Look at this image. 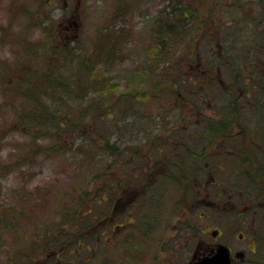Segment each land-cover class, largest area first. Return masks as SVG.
<instances>
[{"label": "rangeland", "instance_id": "1", "mask_svg": "<svg viewBox=\"0 0 264 264\" xmlns=\"http://www.w3.org/2000/svg\"><path fill=\"white\" fill-rule=\"evenodd\" d=\"M182 2L194 8L193 14L183 21V33L180 28L173 27L175 32L182 33L183 36L169 40V43H173V50L168 53L167 59L160 53L164 48V40L168 38L163 31L164 24L161 22L159 27L152 25V19L156 15H165L167 18L166 13L163 14L168 10L167 0H0V220L7 216L4 218L5 223L11 222L8 227L0 221V264H54L56 260H60L57 264L73 262L77 255L70 251L74 246L72 239L77 240L74 233L82 237L93 234L95 238L101 230L97 223L103 218H89L90 224L83 230L75 225L82 221V214L87 210L86 201L91 200L90 198L96 197V202L100 201L97 212L108 213V203L101 201L100 197L106 198L109 204L113 202V198L108 196L109 180L115 176L112 175L113 171H117L120 176L131 174L133 179L134 166L140 160L135 153L141 155L146 151L153 152L158 143L163 145L164 154L178 151L179 147H183L185 138H189L188 134L192 135L193 130L201 126L202 123L199 122L203 121V117L220 116L222 113L219 107L226 105L227 101L231 103L229 107L239 104L242 118L245 119V115L248 118L247 122L242 121V118L234 122L233 133L240 135L236 138L242 137V141H245L249 135L248 130H252L251 137H256L259 133L264 137V128L259 125V122L264 124V118L260 119L263 108L253 104V101L264 97L260 87L264 81V40L257 47L251 46L253 42H249L252 34L255 35L254 32L261 28L258 17L264 11V2ZM220 20L226 22L221 21V25ZM232 21H238L239 24ZM260 22L264 25V20ZM235 29L244 30L245 44L239 40L229 50L231 31ZM114 37L116 43L112 41ZM52 38L62 39L61 43L70 45L75 53L81 50L78 48L80 46L87 49L88 53L100 46L103 57L107 51H113V57L107 59L110 67L98 65L99 71L95 78L104 77L103 82L112 87L115 85L112 94L104 99L103 104H98V107L100 94L94 92L97 95L93 97L88 84L87 89H84V97L74 98L77 97L75 93L66 96L73 106H78L81 111L85 110L88 115L83 116L86 118L85 125L70 132L68 135L71 136L64 132L62 135L56 134V139L46 133L43 125L36 124L33 129L30 128L31 114L39 107L37 103L23 100L20 103V98L24 96H17L15 101H11L7 92L13 75L8 72L16 71L17 61L29 65L24 73H29V68L35 69L38 65L43 70L50 66L48 68L51 72H48L56 76L76 75L74 73L78 70L76 66H72L71 58L58 54L51 58ZM19 48L23 52H19ZM248 49L251 51L249 55ZM35 51L36 54L22 58L24 52L30 54ZM38 51L45 54L40 59ZM82 53L81 50L79 54ZM230 56H233L232 70L238 72L229 77L225 75V71L231 60ZM157 57L165 61L159 63ZM206 59L211 60L212 65H205ZM172 61L177 63L178 69L163 71L162 81L155 86L156 79L149 80V74L156 70V64L161 69L163 64L170 65ZM218 62L222 64L221 68L214 65ZM198 63L201 66L197 67ZM200 67H203L209 77H202L198 81L202 76ZM137 70L141 72L140 75L135 72ZM80 72L79 75H83L82 82L86 81L87 71L83 68ZM6 74L9 75L7 78ZM47 75L42 73L41 77L45 78ZM193 75L199 76L193 78ZM212 75L216 78H211ZM187 78L203 83L201 91L195 92L189 86L184 87L181 81L191 83L185 81ZM31 80L23 81L24 86L30 85L28 91L36 92V100L39 98L38 101L52 104V97L43 94L47 89L45 84L40 81L42 84L38 87L34 83L37 80ZM137 87L144 92L134 95ZM82 89L83 87L80 90ZM57 91H64L60 84ZM74 91L77 93L75 89ZM11 102L29 108L26 125H13L15 112L7 106ZM196 105L200 106V110L197 111ZM126 106L131 109L128 113L124 112ZM132 115L141 117L144 124L129 127L128 131L123 129L121 133L116 126L125 124ZM184 115H187L185 121L182 119ZM72 119L70 113L69 121L72 122ZM167 128H172L169 134ZM154 136L156 140L151 139ZM159 137L163 140H158ZM208 141L210 144L206 146L202 142L204 149L199 147L203 153L201 163L204 168L201 169L199 163L195 170L187 173L188 177L183 175L185 182L173 180L172 177L177 179L180 173L164 162L169 176L162 178L161 187L157 189L155 183V186L147 189L140 187L138 192L135 191V196L142 193L141 195L149 196L148 199L156 200L155 205L147 202L145 210L151 213L157 226L154 227L150 222L143 230L136 231L138 233L134 234V241L126 242V246L139 243L143 247L139 246L132 251L135 253L134 260L127 264H188L192 256L208 254L218 242L225 243L233 252L242 254L241 257L234 258L235 264H249L254 257L258 264L264 262V241L261 243V238L264 237V202L258 212L250 202L254 196L259 197L264 192V176H260L259 181L255 174V186L250 189L254 194L249 195V190H246L249 189L248 186H239L238 183L241 168L248 166V163L240 162L236 154L232 153L233 145L230 142L237 146L239 144L223 139ZM112 143L113 146L110 145ZM127 151H130L129 158ZM183 153L184 158H189V152ZM148 156L152 160L156 158L154 153ZM254 167L260 166L256 163ZM101 175L107 179V183L103 184V178H100L102 184L99 186ZM248 178L249 175L246 179ZM147 181L150 183L149 178ZM130 185L127 182V190L131 189ZM158 196L162 200L161 207L157 206ZM207 197L213 205L200 203L201 198ZM125 207L126 204L123 208L120 206V211ZM224 209L227 211L223 212ZM124 211L119 213V221L125 217ZM239 211L243 213L240 220L233 216V213ZM136 213L137 210L132 216H128L129 221L133 220ZM100 216L103 217V214ZM18 218L29 219L21 223L22 230ZM112 218L113 216L109 218V222ZM15 221L18 228L14 227ZM110 226L111 224H107L102 231ZM166 226H169L168 230L162 231ZM218 227L221 235L212 236L211 233ZM193 229V232L190 231ZM248 232L250 237L245 236ZM169 234L175 235L174 242L169 241ZM97 241L94 252L100 261H109L111 258L107 248L115 252V240L109 239V244L107 239L99 238ZM254 247L257 252L250 251ZM64 248L66 253H58ZM124 256L122 264H126V253ZM84 261L80 264H87ZM114 262L118 264V260Z\"/></svg>", "mask_w": 264, "mask_h": 264}, {"label": "trees", "instance_id": "2", "mask_svg": "<svg viewBox=\"0 0 264 264\" xmlns=\"http://www.w3.org/2000/svg\"><path fill=\"white\" fill-rule=\"evenodd\" d=\"M168 4V10H166V12H163V14L166 13L167 18L161 17L159 15H156L153 17L152 19V25L154 27H159L161 26V24H164V33L167 35V39L164 40V48L161 49V52L163 54V57H166L168 59V53L171 52L173 49V43H169L170 39H176L182 37V33L185 31V26L183 24V21L186 18H190L193 14V10L194 8H192L191 6H189L187 3L184 4L182 2V0H167ZM201 3V2H199ZM166 6V7H167ZM264 13V11H263ZM233 17H231L232 19ZM264 20V18H260V21ZM222 22H225V20H221ZM220 21L221 25L222 22ZM259 21V23L261 24V28L259 30H257V32H254V34H252V36L250 37V41L249 42H253L251 46L253 47H257L258 45H261L260 42H262L264 40V25ZM162 22V23H161ZM234 24H239L238 21H232ZM173 27H178V29L180 28V31L182 33L179 32H175ZM114 36H119V35H114ZM234 35L232 36V40L230 39V43L228 44V49L230 50L231 46H235L234 45V41H233ZM50 41V40H49ZM48 41V42H49ZM62 39L60 38H52V47H53V52L51 55V58H55L57 57V54L61 57H69L72 59V66H76L78 72L75 73L76 74L74 77H70V76H56L54 73H50L51 69H49L47 66L46 70H43L42 66H38L36 65L35 69L33 68H29V73L26 72L24 73L29 67V65L25 62L22 63L21 61H17L15 62V68L16 71L14 72H8V73H13V75L11 76L10 80H12L11 85H9V87L7 88V92L10 94L9 98L10 100H16L17 96L21 97L24 96V98H20V103L21 100L25 101V102H31V103H37L39 105L38 109H34L37 110L35 112H33L31 114V119L29 121V126L31 129L34 128V126L37 124V126L39 125H43L46 130H47V134L53 136V138H57L56 134H60L62 135L64 132H68L67 136H71L68 135L70 132L74 131V130H78L81 128L82 125H85V121L86 118H84L83 116H87L88 114L84 111H81L78 106H73V103L70 101V98H66V96H72L74 95V93L76 94L77 97L74 98H80V97H84L85 96V91L84 89H87V84L91 87H89V90L92 91L93 93V97H95L96 95L94 94V92H98L100 95V100H98L97 106L100 103H104V99L109 96L110 94H112L113 91V87L115 85H113V87L106 83L103 82V80H105L104 77L102 78H95L97 72L99 71L98 69V65L101 66L102 65H108L107 67H110V65L108 64L107 59H111L113 57V51L109 52L107 51V54H103L100 51V46L99 49L97 50H92L90 53H88V50L83 49L81 46L78 47L82 50V54L81 50L79 52H74L73 48L66 44L65 42H62ZM77 41V40H76ZM113 43H116V38L114 37L112 39ZM78 43V41H77ZM244 43V37L242 42ZM249 46V47H251ZM113 48V46H112ZM33 51V50H32ZM19 52H23L22 49L19 48ZM92 52H94V54H92ZM218 51H216L217 53ZM254 52V51H253ZM37 51L35 52H31L30 54H28L27 52H24V56L22 57L23 59L30 56V55H34L36 54ZM38 53L40 54L39 59L44 56L45 54H42L41 52L38 51ZM215 53V54H216ZM251 53L250 49H248L247 55H249ZM26 54V55H25ZM58 56V57H59ZM214 56V55H212ZM160 57V56H159ZM159 57L156 58L157 61L160 62H164L165 59L160 60ZM220 57V56H219ZM231 60L228 61V65H227V71H225V75H237V70L234 69V71L232 70L233 65H232V58L233 56H230ZM102 58H105L106 60H102ZM179 60V59H178ZM217 61H220V58H217ZM209 62V63H208ZM212 61L208 59H206L205 61V65H212L211 64ZM159 64H156L155 66V71H153L151 74H149V80H155V86H157L161 81H162V73L163 71L167 72L168 70L172 69H178L177 63L175 61H172L170 63V65H164L162 66L161 69L158 68ZM197 67L201 66L200 63L196 64ZM199 65V66H198ZM215 66H217V68H221L222 64L221 63H215ZM204 66V65H203ZM145 67V66H144ZM143 67V68H144ZM206 67V66H205ZM18 68V69H17ZM85 69L87 71V75H86V81H83V75H79V72L82 69ZM7 69V68H6ZM200 73L202 74V76H200L201 78L198 81H201L202 77H209L208 73L203 70V67H200ZM7 71V70H5ZM34 71L38 74L36 75V73H34ZM50 71V72H48ZM135 72H139L138 75H140V71L137 70ZM223 72V71H222ZM40 73V74H39ZM42 73H46L48 74L45 78L41 77ZM83 73V72H80ZM223 73V75H224ZM264 73V71L262 72V74ZM136 74V73H133ZM4 75V74H3ZM28 75H31L30 77H28ZM200 75V74H199ZM199 75H193V78H197ZM9 75L6 74V78ZM82 76V77H81ZM192 76V75H191ZM190 76V77H191ZM31 78L33 80H37L36 82H34L35 84H38V87H40V84H45V88L46 92H44L43 94L48 97L51 96L52 97V101L50 103H48L47 101H38L36 92L34 93H30V91H28V87H30V85H26L24 86L23 81L27 80L28 82L32 81ZM144 77V76H142ZM164 77V76H163ZM214 76L212 75L211 78H213ZM148 78V77H147ZM216 78V77H214ZM218 78V77H217ZM185 79V77L183 78ZM42 83H41V82ZM185 81H190L191 83H184V81H181L182 85H185L184 87L189 86L190 89H193L195 92L201 91V89L203 88L202 85H204L203 83H199L197 80H192L191 78H187ZM217 81V80H216ZM88 82V83H87ZM55 84V85H54ZM61 85V88L64 90L63 92H58L57 91V86ZM71 84V85H70ZM177 84H180L179 82H177ZM83 89L80 90L82 87ZM260 87L263 90L264 93V83L262 81V83L260 84ZM74 89L77 91V93L74 91ZM138 90H136L133 94L134 95H138V93H142L144 92L140 87H137ZM36 90V88H35ZM27 91V92H25ZM49 92V94H48ZM256 93V92H255ZM29 94V95H28ZM70 94V95H69ZM216 94V93H215ZM217 95V94H216ZM7 96V95H6ZM28 96V97H26ZM103 97V98H102ZM40 98H41V94H40ZM50 98V97H49ZM253 98H256L255 96H253ZM11 100V101H12ZM69 100V101H68ZM142 100V99H141ZM144 101V99L142 100ZM67 102V103H66ZM230 101L226 102L225 104L220 105L219 109L221 110V115L220 116H212V117H203V121L199 122L202 123L200 127L197 126L196 129L193 130V134H188L190 135L189 138L190 140H184L183 142V147H179L180 149H178V151H174L173 153L169 152V153H165L162 154L159 158L163 159L165 164L167 163V166L174 167L178 173H180V178L177 175V179H175L174 177L173 180L179 181L180 183L185 182V179L183 178V175H185L186 177H188L189 175L187 174L188 172H191L193 170H195L197 168V165L200 163L201 164V169L204 168V165H202L201 163V157L203 156V153H201L199 147L202 146L201 149L203 148L202 142L205 143V146L209 143L208 139L210 140V142H213L214 140L218 141V139H223L226 141L229 140H233L234 143H238L239 146L232 144V142H230V145H233L232 148V153H235L236 157H238L240 159V162L243 163H248V166L244 165V168H241V172L239 175V179H238V183L239 186H248L249 189V195L254 194L252 192V190H250L251 188H253L255 186V174L257 175V178L260 181V176L264 175V162L262 161V157L264 156V137L263 134L259 133L258 136L256 137H251V131L252 130H248V137L245 141H242V137L241 138H236L240 135L238 134H234L233 133V128L235 125V121L238 119V121L242 118L241 116V109L239 104H232L231 107L229 103ZM24 104V103H23ZM253 104L256 105L258 104L257 107H262L263 111L262 114L260 116V119L262 120L264 118V97L256 101H253ZM7 106H9L10 108H13L14 112H15V122H14V126L16 127H21L22 123L23 125H26V118L29 115L28 113V109L26 107V105H19V104H15L14 102H11V104H8ZM51 107H54L53 109H49ZM195 107H197V111L200 110V106L196 105ZM256 107V108H257ZM1 108V107H0ZM229 108H231V111L229 112ZM256 108L254 110H256ZM124 112H127V108H124ZM71 113V117H73V121L70 122L69 121V114ZM240 113V114H239ZM185 117H187V115H184L182 117V119L185 121ZM246 119V120H245ZM245 119L242 118V121L247 122L248 118L245 115ZM74 120H78V121H74ZM32 121V122H31ZM131 124H133V128L137 125H141L144 124V120L141 117H136L134 120L131 119ZM235 122V123H234ZM33 124V125H32ZM117 129L123 133V129H126L124 131H128L130 124H123L120 125L118 124ZM38 128V127H37ZM39 129V128H38ZM58 130V131H57ZM166 131V130H164ZM172 131V128H167V133L169 134ZM56 132V133H53ZM256 138V139H255ZM182 142V141H181ZM111 146H113L114 144H110ZM115 151V150H114ZM183 152H189V158H184L185 154ZM261 157H260V156ZM167 156V157H166ZM172 161H170V160ZM257 162H256V160ZM259 164L260 167H254L255 164ZM243 170V171H242ZM254 170V171H253ZM256 172V173H255ZM247 175H249V178H247ZM165 177L169 176V171L164 173ZM237 188H239L238 185H235ZM254 191V190H253ZM256 193V191H254ZM86 193V192H85ZM84 193V194H85ZM96 196V195H95ZM78 197V196H77ZM214 197V196H213ZM220 197V195H218V198ZM264 197V192L262 193L261 196L256 197L254 196V199L251 200V204L253 205L252 207L257 209L256 212L259 211L260 207H261V200ZM79 198V197H78ZM77 198V199H78ZM158 198L160 199V197L158 196ZM77 199H75L77 201ZM95 202V197L91 198V200L86 201L87 204V211H91L90 208L92 207V203ZM212 203V201H210ZM261 202V203H260ZM76 206V205H75ZM263 206V205H262ZM154 208V206H153ZM227 209H224L223 212H226ZM247 211V210H245ZM73 213V212H72ZM242 211H239L238 213H233V216L240 220L242 218ZM89 216H86V219H89ZM100 218V216L98 217V219ZM19 221L22 222H26L29 221V219L24 220V219H20L18 218ZM151 220H145L144 225L143 222L141 220V218H137L134 219L133 221H129L126 222L125 225V230H128V236H118L116 237V244H114V248H116V251L113 252L112 250L107 248L108 251V255L111 258L109 261L108 260H103L100 261L95 249H96V245L98 243V239H99V234H97V236L94 238L93 234H91L88 237H85V239H83L84 241V245H85V249H86V261L85 263L87 264H104L105 262H108L107 264H115L114 261L118 260V264H122L123 262V257H125V253H126V264L129 262H133L134 257H135V253H133L132 251L136 250L137 247L141 246V244L137 243L134 246L133 245H128L126 242L127 241H134V234H137L138 232L136 231H140L143 230L148 224H150V222L153 224V226H157L154 221L153 218H150ZM5 223V222H4ZM6 226L8 225V227H10L11 222H6L5 223ZM90 221L85 220L84 225H89ZM82 225V221L78 222L75 227H77L78 229L81 228ZM14 227L17 228V222L15 221ZM20 228H22V226H20ZM14 231V230H13ZM114 230L112 228L108 229V234H110L111 232H113ZM22 233V232H21ZM75 236H77V240L73 241L72 239V245L74 244L73 248L77 247L78 242L81 241L82 236H80L78 233H74ZM263 238H261L262 241ZM95 244V245H94ZM143 248V247H142ZM141 248V249H142ZM63 250H66V248H64ZM143 252L145 253V249H143ZM95 253V255H94ZM76 259L74 260L75 264H79V257L80 255L78 253ZM119 255V257H118ZM112 256V257H111ZM113 258V261H112ZM142 258V257H141ZM87 259L92 260V261H87ZM71 264H74L73 262H70ZM254 262H252V264H254ZM257 263V261H256ZM132 264V263H131Z\"/></svg>", "mask_w": 264, "mask_h": 264}, {"label": "flooded vegetation", "instance_id": "3", "mask_svg": "<svg viewBox=\"0 0 264 264\" xmlns=\"http://www.w3.org/2000/svg\"><path fill=\"white\" fill-rule=\"evenodd\" d=\"M69 13L70 12L68 10L67 15H69ZM66 18H68V16L65 17V19ZM161 137H159L158 140H163ZM151 139L156 140L155 139V136L152 137ZM185 140H190V138H185ZM152 153L156 154V158L154 160H152L148 156V155H150ZM129 154H130V151H127V154H126V155H128L127 158H129L131 156V155L129 156ZM162 154H164L163 153V145L160 144V143H158V146L154 147L153 152L146 151V152L142 153L141 155H136V153H135L134 155L136 157L140 158V160L134 166L135 174L133 176V179L131 178V174H129L128 176H124V175L120 176V175L117 174V171H113L112 175L114 174L115 176H112L110 178V180H109L110 181L109 182L110 194L108 196L113 198V202L114 203L111 202L109 204V202L106 201L107 199L101 196V200L102 201L105 200V202L108 203V207L110 208L109 209V213L108 214H103V217L100 216V214H102L101 212L96 213L94 215V219L95 220H100L101 218H103V219H101V221H99V223H97L98 224L97 225L98 228L101 226V230L99 231V238L100 239H103V240H106L107 239L108 240V244L110 243L109 242V239H112L113 241L115 240L114 243L116 244V237L121 236L122 234H123V236H126L127 237L128 236V232L126 233V231H128V230H125L126 229L125 228V225H126V222H129L128 221L129 220L128 219V216H130V215L132 216L133 212H135L136 210H137V213L135 214V217L134 218L132 217L133 220L134 219H137V218H141L142 222H144L146 219L147 220H150V218L152 217V215H151L150 212H148V210H147V212L145 210V209H147L146 208L147 202H151L153 205H155L156 204V200L148 199L149 196H146L144 194L141 195L142 193L139 196H135V191L138 192L141 189L140 187H142L143 189H147L148 187H150L152 185L155 186V183H156V186L155 187L157 189H159L158 187H161L160 185L162 183V178H167V177L164 176V173L166 172V167L163 164L164 161H163V159H160L159 158ZM164 156H165V154H164ZM150 172H152V174H149ZM100 178H103V184H106L107 183V179L105 177H102V175H101L99 177V180H98V185L99 186H101V184H102V180ZM147 178L150 179V183H148ZM127 182L131 184L130 186H132L130 190H127V188H128L127 187ZM133 186H134L135 190H134ZM132 188H133V190H132ZM111 191H112V194H111ZM210 192H212V191L210 190ZM209 196H210V194H209ZM160 201H162V200L158 198L157 199V206L158 207H161ZM261 202L263 204L264 197L262 198ZM200 203L203 204V205H207V206L208 205H213V203L210 202L209 197H207L205 199H202L201 198L200 199ZM125 204H126V207L123 210L120 211V209H121L120 206L123 208V206ZM117 207H118V212H117ZM123 211H124V216L125 217L122 219V221H119L118 220V217L120 216L119 213H122ZM88 212H89V210L86 211L84 214H82V218L83 219H82L81 230H83L84 227H85L84 222L86 220V214ZM99 216H100V218L98 219ZM112 216H113V218L109 222V218H111ZM181 216L182 215H180V217ZM202 217L203 216L201 214V218ZM103 221H105V222H103ZM107 224H111L110 228H112L114 230L110 234H108V229L109 228L106 229L105 231H102L104 228L107 227ZM98 228H97V230H98ZM168 228H169V226H166L164 228V230H162V231H167ZM190 231L193 232L194 229L193 230H190ZM169 235H170L169 236V241L173 240V242H174L175 239H176L175 235L174 234H169ZM220 235H221V230L219 228L218 229L217 236H220ZM241 236L242 235H239L240 238H243ZM245 236L246 237L247 236L250 237L249 236V232ZM83 239H85V237H82L81 241L78 242L79 245H78L77 248H74V249H71L70 250L71 253H73V254L74 253H78L80 255V257H79V261L80 262H82L83 260L86 261V258H87L86 257V249H85V245H84ZM262 242L263 241L261 240V243ZM219 243H222V242H218L217 244H219ZM214 248L208 254H210L214 250ZM162 249L164 250L163 247H162ZM229 250H230V253H231V264H235L236 261H235L234 258L241 257L242 254L241 253L233 252L230 247H229ZM255 250H256V247H254L253 249H250L251 252H255ZM60 251H62V250H60ZM60 251L58 253H61ZM208 254H205V255H208ZM205 255H202V256H192L191 260L193 258L194 259L201 258V257H203ZM191 260H190V262L188 264L191 263ZM254 261H255V263L257 261V264H258V260L255 257L250 260L249 264H251ZM67 264H71V263L70 262H67ZM259 264H264V262H260Z\"/></svg>", "mask_w": 264, "mask_h": 264}, {"label": "water", "instance_id": "4", "mask_svg": "<svg viewBox=\"0 0 264 264\" xmlns=\"http://www.w3.org/2000/svg\"><path fill=\"white\" fill-rule=\"evenodd\" d=\"M216 232H213L215 235ZM194 264H230L229 251L224 245H218L215 253L201 258Z\"/></svg>", "mask_w": 264, "mask_h": 264}, {"label": "bare ground", "instance_id": "5", "mask_svg": "<svg viewBox=\"0 0 264 264\" xmlns=\"http://www.w3.org/2000/svg\"><path fill=\"white\" fill-rule=\"evenodd\" d=\"M255 1H261V2H264V0H255ZM261 17H264V13H262V16ZM261 17H258V18H261ZM221 21V20H220ZM226 22V21H225ZM238 25V24H237ZM230 30V29H229ZM231 33H232V36L234 35V38H233V41L235 42V43H238V41L239 42H242V40H243V37H244V30L243 29H235V31L233 30V31H231ZM233 33H236V35L235 34H233ZM228 34H229V32H228ZM230 40V39H229ZM231 40H232V38H231ZM264 75V74H263ZM263 83H264V81H263ZM259 125L261 126V127H263L264 128V124L263 123H261V122H259ZM262 161L264 162V156L262 157ZM264 176V175H263ZM7 217V216H6ZM6 217H4L5 219H6ZM4 218H3V220H0L1 222H5L4 221ZM255 252H257V248H256V250H255Z\"/></svg>", "mask_w": 264, "mask_h": 264}]
</instances>
